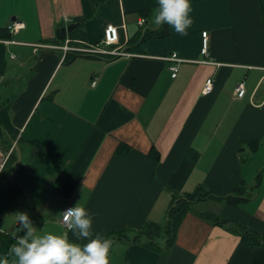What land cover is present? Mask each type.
<instances>
[{
  "label": "crops",
  "instance_id": "obj_1",
  "mask_svg": "<svg viewBox=\"0 0 264 264\" xmlns=\"http://www.w3.org/2000/svg\"><path fill=\"white\" fill-rule=\"evenodd\" d=\"M150 1L0 0V27L10 33L0 38V96L12 98L14 136L22 141L14 142L21 158L7 163L14 145L0 136V257L24 234L17 212L38 233L87 243L60 223L79 202L94 235L125 230L109 237L110 264H264V247L246 245L233 230L264 235V0H190L186 35L169 28L140 47L131 39ZM145 19L156 28L153 13ZM15 21L23 26L10 30ZM70 23L77 26L56 42V30ZM109 25L127 54L65 60L59 46L100 44ZM173 53L181 59L175 77ZM210 77L213 91L204 93ZM199 187L209 196L169 244L171 201ZM207 211L223 224L197 215ZM147 224L162 227L152 246L136 237Z\"/></svg>",
  "mask_w": 264,
  "mask_h": 264
},
{
  "label": "clouds",
  "instance_id": "obj_2",
  "mask_svg": "<svg viewBox=\"0 0 264 264\" xmlns=\"http://www.w3.org/2000/svg\"><path fill=\"white\" fill-rule=\"evenodd\" d=\"M156 5L152 20L156 28L167 25L176 33L187 34L193 23L189 15L190 0H156ZM61 215L65 228L87 243L69 242L66 234L38 233L29 215L17 212L14 217L24 234L0 257V264H110L109 253L114 241L99 233L93 234V218L88 210L78 202Z\"/></svg>",
  "mask_w": 264,
  "mask_h": 264
},
{
  "label": "trees",
  "instance_id": "obj_3",
  "mask_svg": "<svg viewBox=\"0 0 264 264\" xmlns=\"http://www.w3.org/2000/svg\"><path fill=\"white\" fill-rule=\"evenodd\" d=\"M156 7H157L156 0H151L148 7L145 10L141 11V15L144 18L149 17L153 13ZM74 21H76L78 25H82L83 23L82 18H75ZM168 34H169V27L167 25H164L161 28H152L148 26H143L142 29H140L139 32L136 34V36L131 39V41L132 44H138L140 47H142L148 40L155 38H162L167 36ZM0 38H10V33L8 28L0 27ZM56 42L60 43V41H56ZM80 53L86 54L83 52H71L70 55H68L69 53H67L64 58L65 60H69L74 55ZM1 83H2L1 86L5 85L6 83H8V80H3ZM11 104H12V98L8 99L0 96V136L3 139V141L8 140V144L6 146H8L9 148H13L12 144L14 145L15 141L18 143L19 146H21L22 143L21 139H17L14 136V127L10 115ZM256 144L257 143H255V146ZM3 146L6 147L5 145ZM117 152H121V147H119ZM150 154L152 157L157 158V155L154 151H151ZM16 160H17V154L15 148H13L10 155L8 156L7 163L16 162ZM38 161H39V156L37 155V159L34 160L33 166H35ZM208 196H209V192L204 188L199 187L194 192L186 193L183 194L182 196L180 195L174 197L167 211L166 232L169 235V244L173 242L176 236L177 229L181 224L185 215L190 211H193L192 210L193 205L196 202ZM236 198L237 197L228 196L227 200L236 201ZM197 215L212 223L223 224V220H221L218 215L212 212H208V211L198 212ZM161 228L162 227L157 224H147L138 230L136 237H141V236L147 237L148 239L147 245L152 246L154 242L153 241L154 235H158L161 231ZM233 230L239 234L241 240L246 245L250 247H259V246L264 247V235L240 226L233 228ZM118 236L119 237L126 236L125 230H117L115 232H111L105 237L116 238Z\"/></svg>",
  "mask_w": 264,
  "mask_h": 264
},
{
  "label": "built area",
  "instance_id": "obj_4",
  "mask_svg": "<svg viewBox=\"0 0 264 264\" xmlns=\"http://www.w3.org/2000/svg\"><path fill=\"white\" fill-rule=\"evenodd\" d=\"M64 20H68V19L64 18ZM142 20H143V23L141 22ZM145 24H146L145 18H141L139 20V25L144 26ZM22 26L23 24L21 22L15 21L12 23V25L9 28L10 30H12V28H21ZM202 36H203V42H202L201 53L207 55V52H208L207 32L206 31L202 32ZM117 41H118V28L114 25H109L105 28L104 37L102 41L100 42V44H97V45L88 44L86 46L80 47L77 45H72L70 44L69 41H66L62 46H59V48L63 50L64 56L67 53H71V52H83L86 54H104V55H110V56H120V55L127 54L123 50L115 46ZM168 59L176 61V63L171 67L172 76L175 77L177 75L178 65L181 59L177 56L176 53L171 54V56ZM214 81L215 80L213 77H210L206 80L205 86H204V93H211L213 91ZM244 94H245V82H241L236 88V95L238 97H242ZM7 157L8 156H6V159ZM2 165L3 163L0 164V169L2 168ZM60 223L65 228L62 218L60 220ZM65 230L69 232V230H67L66 228Z\"/></svg>",
  "mask_w": 264,
  "mask_h": 264
},
{
  "label": "water",
  "instance_id": "obj_5",
  "mask_svg": "<svg viewBox=\"0 0 264 264\" xmlns=\"http://www.w3.org/2000/svg\"><path fill=\"white\" fill-rule=\"evenodd\" d=\"M77 26L76 23H70L66 26L60 27L56 30V38L58 41H64L67 34L71 32ZM14 148L17 154L18 159L21 158V150L17 143L14 144Z\"/></svg>",
  "mask_w": 264,
  "mask_h": 264
},
{
  "label": "rangeland",
  "instance_id": "obj_6",
  "mask_svg": "<svg viewBox=\"0 0 264 264\" xmlns=\"http://www.w3.org/2000/svg\"><path fill=\"white\" fill-rule=\"evenodd\" d=\"M209 202H210L209 204H215V205H214L215 207L220 205L219 203H216L217 201H215V200H210ZM199 208H200V209H203L204 206H200Z\"/></svg>",
  "mask_w": 264,
  "mask_h": 264
}]
</instances>
